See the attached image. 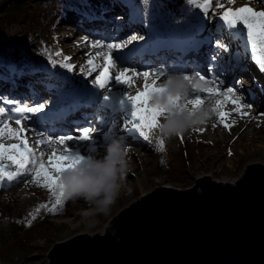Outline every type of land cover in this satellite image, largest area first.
Masks as SVG:
<instances>
[{
    "label": "snow or ice",
    "instance_id": "1",
    "mask_svg": "<svg viewBox=\"0 0 264 264\" xmlns=\"http://www.w3.org/2000/svg\"><path fill=\"white\" fill-rule=\"evenodd\" d=\"M160 2L163 3V0ZM257 2L261 3L264 0H257ZM186 5L179 13L170 9L167 12L173 18L172 24L176 26V32L170 31L168 25L161 28L158 24L149 23L146 16L137 20L136 14L130 11V22L144 23L146 31H134L123 37L107 35L90 37L86 34L84 39L91 40L92 47L97 49L95 57L103 55V63L99 71L96 72L95 58H90L86 63L91 72H83L81 69L84 80L77 81L65 73L52 72L53 76L63 82L54 84L51 80L45 81L50 92L53 88L56 89L49 98H42L36 102L38 94L34 88L32 95L27 98L28 102L24 99L0 96V184L14 183L26 177L27 174L34 173L32 178L42 183L54 194L55 199L50 211L56 212L58 205L63 206L65 200L62 186L59 183L60 173L67 168L74 167L91 147L102 150L100 144L94 143L97 141L94 133L100 131V128L96 121L90 119V114L85 113V126L83 127L75 121L68 122L66 118L80 106H92L99 110L97 91L104 90L103 99L107 100L114 83L127 86L124 96L131 105L130 116L119 123V128L127 132L134 131L144 140H148L149 131L157 126L164 111L152 105L150 98L152 93L163 90L159 87L160 82L158 81L169 74V66H153L144 58L151 57L160 47H173L170 39H173L177 32L184 37V45L178 48L182 56L183 53L195 50L201 43L209 40L224 51L228 50L231 41H235L238 45L221 63L211 65L207 72L200 70L194 57L183 56L182 64L191 66L193 70L189 72L182 67L180 73L186 78H194L204 84V87L190 95L186 102L193 106L211 102L214 113L221 118V123H224L223 118L226 116L223 111L226 102L236 105L234 109L236 112H240L245 106L252 108L254 100L245 102L236 87L222 86L224 84L222 73L234 71L237 68L242 71L246 70L248 60L264 71V8L256 9L248 4L235 8L217 4L216 7L223 8V11L210 17V9L215 13L210 0H186ZM194 9H199V11ZM210 18L215 23V29H209L210 33L214 31V39L211 35L208 37L201 35L208 28ZM242 31L245 35L244 40H241ZM105 47L106 54H103L101 49ZM47 59L52 62L51 56ZM215 59H218V55L214 56ZM64 60L67 61L68 57H64ZM136 60H141L142 66L136 65L134 63ZM7 67L12 73L17 71L23 73L22 68L17 69L15 62H9ZM60 67L69 71L73 69L71 63H61ZM92 72H96L94 78H90ZM141 76L143 77L142 88L135 91V94H130L128 88L136 83L134 77ZM0 79H8V77L0 72ZM67 97H76L80 104L72 108L67 107L63 103ZM173 99L174 101L179 100V97ZM117 120L113 119L109 122L108 131L103 133L104 137H109L110 133L114 132ZM13 121L19 127H13ZM66 122L75 125L71 131L60 128ZM58 130L59 135L56 134ZM198 130L203 131V128ZM29 131L36 135L38 145L50 149L47 152V162L42 159L46 154L43 149L39 153L41 159L37 161L36 149L30 147L29 144ZM117 135L122 137L124 132ZM114 136L116 135L112 137ZM5 137L14 138L16 142L5 143ZM81 142H86L88 145V150L84 154L81 151ZM53 144L60 146L59 151L56 147H52ZM157 144L163 150L164 140H157Z\"/></svg>",
    "mask_w": 264,
    "mask_h": 264
},
{
    "label": "rangeland",
    "instance_id": "2",
    "mask_svg": "<svg viewBox=\"0 0 264 264\" xmlns=\"http://www.w3.org/2000/svg\"><path fill=\"white\" fill-rule=\"evenodd\" d=\"M3 1L4 0H0V7H2ZM30 1L33 2L35 0ZM95 1L104 3L102 6L103 11L96 9V12H91L89 15L78 13L71 7L58 8L52 3H30L29 0L23 2L22 8H29L30 13L29 18L25 19L24 22L14 19L16 12L21 11L22 8L12 7V9L7 10L5 13H0V31H4L7 37L11 39L13 37L15 43L21 47V50L17 49L16 52L10 51L8 54L13 55V60L16 61L17 66L22 69L31 68L32 66L30 65H37L38 67L33 71L34 74L27 75V78L34 81H42L34 76L39 74L48 76L50 70H55V72L65 73L72 79L79 81L85 79L83 72H91V69L86 63L87 60L78 62L71 59L70 54L65 52L64 45L58 37L57 27L61 21L68 16L70 11L75 12V14L80 15L84 19H100L103 18L102 14H104V10L111 5L115 4L131 9L132 5L129 7L127 5L128 3L134 5L140 3L141 6L139 9H146L149 20L155 19V21L157 20L159 22L156 24L161 28L168 25L170 31L176 32V26L174 27L172 24L173 18L169 16L167 12L170 9L173 12L179 13L182 8L187 6L186 0H163V3H161L160 0H143V2L142 0H130L129 2H123V0H106V2L105 0ZM220 1L227 2L225 7L235 8L243 4H248L252 7L256 5L259 9L264 8V2L258 3L257 0H243L238 3L233 2V0ZM88 2L94 3V0H89ZM210 2L212 3V7H214L213 1L210 0ZM194 10L199 11V9ZM36 11L42 12V14H40L42 20L41 18L40 21L33 20L31 16H33V13ZM121 13L123 12L121 11ZM117 14L118 13H115L114 18ZM215 14H217L216 11L213 13L212 9L209 10L210 17ZM116 20L119 21L120 19L118 18ZM212 21L211 19V22ZM142 25V30L146 31V25ZM205 31L207 34L209 33L207 28ZM82 36L85 37V35ZM244 39L245 35L242 31L241 40ZM11 52H15V54ZM8 54L6 55L10 56ZM85 55L89 56V59L95 58L97 65L103 63L102 58L95 57V55L91 54V49L89 47H86L85 50L82 51L81 57L84 58ZM48 56L52 57V62L48 61ZM224 56H226V53ZM64 57H68V60L65 61ZM61 63H71L73 69L70 71L63 69L60 67ZM166 66H169V68L172 67V65L170 66L169 64ZM81 69H83V72ZM113 71H116V69H113ZM94 73L95 72H92L91 77H93ZM129 75H131V73H129ZM10 78L11 77L5 79V82ZM18 79L19 77L17 76L16 80ZM134 79L136 83L128 88L130 94H135V91L143 86V77ZM55 80L57 81V79ZM248 82L250 83L251 80H248ZM257 83V91L259 90L261 92L259 97L261 101L255 102V113L257 114L253 123L259 129H264V110L260 108L261 102H264V78H260ZM226 85L232 84L224 82L222 86L226 87ZM126 87L127 86L123 84L114 83L112 85V90L108 93L109 98L107 100L103 99L104 90H98L96 93L98 94L96 96H101L100 100L99 98L97 99L98 102L108 105L111 110L118 108L116 126H119V123H122L124 118L130 116L131 105L124 96L127 90ZM52 92L54 93V89ZM101 117L103 119H101ZM93 119L100 128V131L94 133L97 137V144L101 145L103 140L109 141L113 135H117L120 132H127L123 129L121 131L115 127L114 132L110 133L109 137H104L103 133L108 131L109 122L112 120L110 115L99 111L94 115ZM220 120L221 118H219V124L214 126L219 132L224 126L226 129H231L230 121L232 120V113H226V116L223 118L224 123H221ZM12 125L13 127H19L14 121ZM154 131L155 128L149 131L148 140H144V138L140 137L139 134L134 131L127 132L129 136L140 140L142 143L146 144L147 142L151 146V150L149 154H146L138 161L135 159L129 160L127 157L130 164L128 162L126 167V169L128 168L129 170L125 169V176L123 179L125 180V184L121 186L120 192L107 214L98 213L91 217L85 216L83 214L84 210L91 207V204L85 200H83L84 206L76 209L71 210V205L75 200H67L64 201L63 206H57L56 212L50 211L51 205L55 199L54 194L42 183L32 178L34 173L27 174L26 177H22L14 183L0 184V209L4 207V210L0 211V264H49V257L47 254L51 245L57 241L75 236L77 231L80 232L86 226H88L91 231L88 235H93L94 233L104 234L105 227L108 225L109 220L117 215L120 210L127 208L131 202L134 203V201L139 200L142 189L150 190L151 187H154L156 184L155 188L166 185L178 189L191 188L195 184L197 178L207 175L212 169H216L217 172L214 175H210L209 179L211 181L216 182V179L220 178L230 179L233 181V184H231L236 185L235 181L239 180L241 173L244 172L248 163H252L253 161L264 165V134H260L257 138L249 134L237 137L235 135L236 131L233 130L231 134L226 133L224 137H219L218 135H212L210 133L202 134L195 129L165 139L164 148L161 150L158 148ZM28 140L30 147L36 149L37 161L39 162L41 159L39 153L43 149L46 154L42 159L47 162V152H49L50 149H46L45 146L38 144L34 146V144L31 143L32 139L30 137H28ZM4 142L15 143L16 141L14 138L8 139L5 137ZM81 144H86V142H81ZM52 147H56L59 151V145L54 144ZM80 147L82 154H84L87 149L83 147V145H80ZM162 151L168 153L167 158L160 157ZM183 157L185 162H183L184 166L182 169L180 168L182 172L179 175L174 178H169L159 174L157 167L160 166V159H165L162 161L164 166L170 165L172 168L174 164ZM131 183L134 185V188L133 191L130 192ZM198 190H200V188H198ZM130 200L132 201L128 203ZM68 210H71L70 214L67 213ZM56 213H59V216L58 214L56 215ZM46 215L51 216V218L47 220V217H45ZM73 215L76 216L73 223H80V226L77 227L75 231L70 230V232H68V229L71 227V222L68 221V217ZM42 219L43 221L41 222ZM10 238L12 239L5 244L6 240ZM4 247H6L7 251Z\"/></svg>",
    "mask_w": 264,
    "mask_h": 264
},
{
    "label": "water",
    "instance_id": "3",
    "mask_svg": "<svg viewBox=\"0 0 264 264\" xmlns=\"http://www.w3.org/2000/svg\"><path fill=\"white\" fill-rule=\"evenodd\" d=\"M209 178L187 189L156 187L111 218L104 234L51 245L49 264H264V165L248 163L236 185Z\"/></svg>",
    "mask_w": 264,
    "mask_h": 264
},
{
    "label": "bare ground",
    "instance_id": "4",
    "mask_svg": "<svg viewBox=\"0 0 264 264\" xmlns=\"http://www.w3.org/2000/svg\"><path fill=\"white\" fill-rule=\"evenodd\" d=\"M89 1V0H87ZM213 1V8L217 12V14L223 10V8H217V4H222L225 7V4L227 2L225 1H220V0H212ZM243 0H233V2H239ZM106 2V0H105ZM125 2V1H123ZM94 3L99 4L98 10H102L103 2L99 1H94ZM140 3H136V5H132L131 9L128 7H123V6H118V5H111L109 8H106L104 10V14H102L103 18L100 19H84L80 15L75 14V12H71L66 16L63 21L59 24L57 27L58 31V37L62 41V44L64 45V50L67 54H70L71 59L74 61L78 62H84L89 59V56L85 55L84 58L81 57L82 51L85 50L86 47H89L91 49V54L95 55V52L97 49L92 47L91 40H85L82 35L88 34L90 37L94 35H107V36H117V37H123L128 33L134 32V31H140L144 32L142 30V22H130L129 16H130V11L134 12L136 14L137 20H139L140 17L146 16L148 18L149 23L156 24L159 23L155 19L149 20L148 14L146 9L144 10L139 9ZM256 9H259L258 6L254 5L253 6ZM139 9V11H138ZM121 11L123 13H121ZM96 12V10L94 11ZM115 13H118L115 16ZM89 14H91V11L89 10ZM86 14V15H89ZM218 17V16H217ZM120 19L117 21L116 19ZM81 20V21H80ZM155 21V22H154ZM174 26V25H173ZM175 27V26H174ZM176 29V28H175ZM208 30L209 29H215V23L212 21L211 18L208 20ZM115 32V34H114ZM210 34L213 39L215 38V33L214 31ZM206 31H204L201 35L208 37ZM230 47L228 48L227 51H224L223 49H219L218 46H216L214 43H212L211 40L205 41L199 45V47L195 50H189L186 53H183V56H187L190 58H195V61L199 64L200 70H203L204 72L208 71V68L213 65V64H219L221 63L226 56H229L232 52L233 49H235L238 45L235 41H231ZM170 43L173 45V47H160L157 52L152 54L151 57H145V60L150 61L151 65L153 66H161V65H172L171 68H168L169 73H175V72H180L182 70V67L184 70H187L191 72L193 69L191 66H184L182 64V53L181 51L178 50L179 47H182L184 45V37L183 35L177 34L175 35V39H170ZM71 53H69V52ZM103 54H106V47L101 49ZM90 53V52H89ZM226 53V56H224ZM250 54V53H249ZM218 55V59L214 60V56ZM100 58L103 59V55L100 56ZM17 63L16 61H14ZM169 62V63H168ZM138 66H142L143 62L141 60H136L134 62ZM100 65H97L96 72L99 71ZM247 69L246 70H240L236 69L234 71H230L227 73H222L223 80L225 83L229 84L231 83L232 85H226L227 86H234L238 89L239 94H242V98L245 102H252L254 100V104L252 108H247L246 106L241 108L240 112L234 111L236 108V105H233L231 102H226L223 106V111L225 113L230 112L232 113V120L230 121L231 123V129H226V127H222V130L220 132L214 127L216 124H219V118L218 115L214 114L212 120L204 126L196 128V130L203 128V131H199L202 134L205 133H210L212 135H218L219 137H224L226 133L233 132V130L236 131V136L242 137L246 134L253 135L254 137H259L260 134H264V129H259L256 127L253 123V121L256 118L255 113V102L261 101L260 94L261 92L258 90L257 91V82L260 78H264V71L260 70L257 65L252 61L248 60L247 61ZM18 69H21L20 67ZM96 72L94 73L93 77L94 78ZM29 75L28 71L23 68V73L19 71V79L16 80L13 78H10L7 82H5V79H0V95H6L12 98H18V99H24L25 102H28V97L32 95V89L34 88L38 94V97L36 99V102H39V99L42 98H49L52 95V90L54 89V92L56 91L55 88L51 90V92L47 89L46 87V80L43 81H34L30 78H27L26 76ZM35 77V76H34ZM142 77V76H141ZM140 77V78H141ZM36 78V77H35ZM89 78V79H90ZM138 78V77H134ZM164 78H161V81ZM248 80H251L249 83ZM78 81V80H77ZM160 82V81H158ZM54 84H59V81H54ZM61 83V82H60ZM98 95V94H96ZM101 99V96H97V99ZM63 103L69 107H76L78 104H80V101L76 97H67L63 101ZM99 104V110L96 107L92 106H80L78 110L71 112L67 116V121H75L77 124H79L81 127L85 126L84 125V120H85V113L90 114V119L94 120V115L98 113L99 111L107 113L110 115L111 119H116V116L118 114V108H114L113 110L109 109L108 105ZM260 108H263L264 110V102H261ZM264 112V111H263ZM241 113H246V114H241ZM95 121V120H94ZM75 125L71 123H64L60 126L61 129L63 130H68L71 131ZM222 126V125H221ZM116 128L120 129L119 126H116ZM122 131V129H120ZM226 130V131H225ZM228 131V132H227ZM59 135V130L56 133ZM95 135V134H94ZM127 135V136H125ZM28 137L32 139V144L34 146H37L36 144V135L29 131ZM33 137V138H32ZM116 137H119L122 139L123 143L125 146L128 148L127 152V157L128 159H135L136 161L142 159L143 156L146 154H149L150 145L146 142V144L142 143L140 140L131 137L128 135L127 132H124V135L120 137L119 135H116ZM71 143V142H70ZM94 143H97L95 141ZM108 143V140H103V143H101L102 150L98 148L99 151H103L104 145ZM54 145V144H53ZM83 147H85L88 150V145L86 144H81ZM127 160V164L129 162ZM252 163H258V162H253ZM130 164V162H129ZM126 170H129L128 168ZM217 172L216 169H212L207 175H214ZM128 176V175H127ZM129 178V177H127ZM126 178V179H127ZM158 182H161L160 180H157ZM221 182L222 184L228 182L232 183V180L228 179H216V182ZM125 184V180L121 181V186ZM142 184V183H141ZM157 185V184H156ZM155 185V186H156ZM142 186V185H141ZM154 187H151L150 190H144L142 189V195L150 193L151 191H154ZM143 187V186H142ZM166 187H170L166 185ZM134 185L131 183L130 184V192L133 191ZM129 198V196H128ZM132 200H130L128 203H130ZM132 203V202H131ZM84 206L83 204V199H77L73 201L71 205V210L76 209L79 207ZM71 210L67 211L68 214H70ZM119 210V209H118ZM76 216H70L68 217V221L71 223L70 229H68V232L75 231L77 227L80 226V223L74 224L73 220H75ZM104 228V227H103ZM100 231V230H99ZM67 232V233H68ZM90 229L88 226H86L84 229H82L80 232L77 231L76 235L79 234H84L86 233L87 235L90 234Z\"/></svg>",
    "mask_w": 264,
    "mask_h": 264
},
{
    "label": "clouds",
    "instance_id": "5",
    "mask_svg": "<svg viewBox=\"0 0 264 264\" xmlns=\"http://www.w3.org/2000/svg\"><path fill=\"white\" fill-rule=\"evenodd\" d=\"M163 90L154 92L150 102L163 109L155 127L157 140L178 136L207 125L214 116L211 102L193 106L187 98L204 87L203 82L186 78L182 73H169L159 83ZM179 97V100L173 98ZM159 148V145H158ZM128 148L119 137H112L103 151L91 147L74 167L59 175L64 200L83 199L91 204L84 210L85 216L107 214L120 192L121 181L127 167Z\"/></svg>",
    "mask_w": 264,
    "mask_h": 264
},
{
    "label": "trees",
    "instance_id": "6",
    "mask_svg": "<svg viewBox=\"0 0 264 264\" xmlns=\"http://www.w3.org/2000/svg\"><path fill=\"white\" fill-rule=\"evenodd\" d=\"M95 1V0H94ZM125 2H129L130 0H123ZM132 1V0H131ZM30 3L33 2H39L41 4H50L52 3L55 7L61 8V7H66L69 8L71 7L73 10L77 11L78 13H82V14H89V10L94 13V11L98 8L99 4L98 3H91L88 2L87 0H35V1H30ZM28 2V3H29ZM100 2V1H99ZM3 4L1 5L2 7H0V13H5L7 10L12 9V7L14 8H22L24 3H20V4H15L13 3L12 0H4L2 2ZM127 4V3H125ZM153 4V3H152ZM129 7L133 4L128 3L127 4ZM40 12V13H39ZM36 11L35 13H33L34 15L31 16L33 17V20L35 21H40L42 12L41 11ZM30 13H29V8H22L21 11L16 12V15H14V19L19 20L21 22H24L25 19L29 18ZM42 20V18H41ZM10 37H7V34L3 31H0V71L7 76L8 78L11 77L13 79H15L18 75H19V71H17L16 73H12L10 72L9 68L7 67L9 62H14V58L13 55L8 54L10 51H15L17 49L21 50L20 46L18 44L15 43V39L12 37V39ZM175 39V36L174 38ZM15 52H11L13 54H15ZM6 54L10 55L7 56ZM32 66L31 68L26 69L28 71L29 75L34 74V70H36L38 67L37 65H30ZM16 67L17 69L19 68V66H17L16 63ZM19 70V69H18ZM57 70V69H56ZM52 72H55V70H50L48 73V76H44L42 74L39 75H35V77H38L39 79H49L52 80V82L56 81L55 79H57L55 76L52 75ZM11 74V76H10ZM40 76V77H39ZM57 81L62 82L61 80ZM186 152V151H185ZM189 153V152H188ZM160 157H168V153L166 151H162L160 153ZM165 159H160V163L157 168L159 170V174L164 175L166 177L169 178H174L175 176L179 175L182 172V167L184 166L183 162L184 161V157L181 160H178L177 163L174 164V166L171 168V166H164L162 161H164ZM181 168V169H180ZM4 207H2L0 209V211H3ZM59 213H56V215ZM45 217H47V220H49L51 218V216L46 215ZM43 221V219L41 220V222ZM25 228V227H24ZM15 236V234H14ZM12 238L7 239L5 244L7 242H9ZM27 240V239H25ZM54 242V241H52ZM51 244V243H50ZM22 245V244H21ZM5 246V245H4ZM4 249L6 250V247H4ZM7 251V250H6Z\"/></svg>",
    "mask_w": 264,
    "mask_h": 264
}]
</instances>
